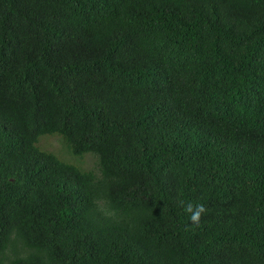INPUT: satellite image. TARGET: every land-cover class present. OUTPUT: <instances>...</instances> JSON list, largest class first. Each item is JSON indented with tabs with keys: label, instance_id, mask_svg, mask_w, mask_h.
Masks as SVG:
<instances>
[{
	"label": "trees",
	"instance_id": "obj_1",
	"mask_svg": "<svg viewBox=\"0 0 264 264\" xmlns=\"http://www.w3.org/2000/svg\"><path fill=\"white\" fill-rule=\"evenodd\" d=\"M0 264H264V0H0Z\"/></svg>",
	"mask_w": 264,
	"mask_h": 264
},
{
	"label": "rangeland",
	"instance_id": "obj_2",
	"mask_svg": "<svg viewBox=\"0 0 264 264\" xmlns=\"http://www.w3.org/2000/svg\"><path fill=\"white\" fill-rule=\"evenodd\" d=\"M38 147L42 150H46L54 153L59 158L63 159V161L79 165L80 167L90 169L95 164L94 157L85 154L82 158H77L69 154L65 146L63 145L61 139L56 135H43L39 137Z\"/></svg>",
	"mask_w": 264,
	"mask_h": 264
},
{
	"label": "clouds",
	"instance_id": "obj_3",
	"mask_svg": "<svg viewBox=\"0 0 264 264\" xmlns=\"http://www.w3.org/2000/svg\"><path fill=\"white\" fill-rule=\"evenodd\" d=\"M180 205L184 208L186 213L189 214V219L192 224L199 226L202 217L207 213V208L204 204H192L185 203L184 201L179 202Z\"/></svg>",
	"mask_w": 264,
	"mask_h": 264
}]
</instances>
